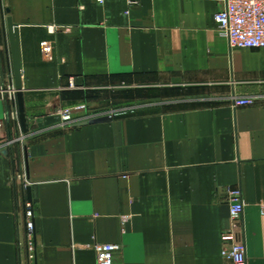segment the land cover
Returning <instances> with one entry per match:
<instances>
[{
  "label": "crops",
  "instance_id": "crops-1",
  "mask_svg": "<svg viewBox=\"0 0 264 264\" xmlns=\"http://www.w3.org/2000/svg\"><path fill=\"white\" fill-rule=\"evenodd\" d=\"M132 2L0 0V90L14 84L10 15L30 125L0 91V264H97L95 244L119 246L114 264H231L232 191L248 264H264V49L218 34L224 0ZM59 110L75 122L37 126Z\"/></svg>",
  "mask_w": 264,
  "mask_h": 264
},
{
  "label": "built area",
  "instance_id": "built-area-1",
  "mask_svg": "<svg viewBox=\"0 0 264 264\" xmlns=\"http://www.w3.org/2000/svg\"><path fill=\"white\" fill-rule=\"evenodd\" d=\"M133 3L132 0H129ZM216 30L224 37L231 49H264V0H224V7L215 15ZM43 52L51 56V48L47 43L42 45ZM73 86V84H72ZM1 93H8L12 100L13 88H2ZM233 107H247L255 104L254 98H234ZM80 109V108H79ZM56 115L61 117V125L72 124L74 119L69 110H59ZM244 204L239 191L231 192L230 214L231 230L222 234V257L231 264H248L246 244L240 240L238 231L241 228V218ZM264 215V207H262ZM35 224L34 211L30 203L25 211V245L28 259L35 258ZM119 246L110 244H95L97 264H114V254Z\"/></svg>",
  "mask_w": 264,
  "mask_h": 264
},
{
  "label": "water",
  "instance_id": "water-1",
  "mask_svg": "<svg viewBox=\"0 0 264 264\" xmlns=\"http://www.w3.org/2000/svg\"><path fill=\"white\" fill-rule=\"evenodd\" d=\"M6 12L9 14L10 10L7 9ZM3 26L8 37V42L10 46V52L12 56V69L14 74V84L11 86L13 88L12 100L14 101L18 110V122L21 127L23 135H27L30 132V125L26 115L25 99H24V88H23V65H22V53L20 44V25L15 23L13 18L8 15L4 17L3 15ZM112 121L110 116H102L94 118L88 121L78 123V126H84L87 124H101L109 123ZM61 122V117L59 115L48 116L45 118H40L36 120V124L39 128L49 127L57 125ZM28 199H32L31 189H27Z\"/></svg>",
  "mask_w": 264,
  "mask_h": 264
}]
</instances>
